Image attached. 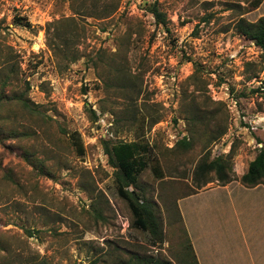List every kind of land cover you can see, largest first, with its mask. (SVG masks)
<instances>
[{"label":"rangeland","instance_id":"obj_1","mask_svg":"<svg viewBox=\"0 0 264 264\" xmlns=\"http://www.w3.org/2000/svg\"><path fill=\"white\" fill-rule=\"evenodd\" d=\"M240 17L258 19L252 0H0V264H197L179 208L193 229L195 202L216 205L196 227L219 264L260 260L264 239L241 238L240 198L232 211L224 190L194 194L222 184L197 178L203 156H231L239 182L264 145V90L251 83H264V59L235 31ZM105 141L148 146L139 195L160 241L132 224Z\"/></svg>","mask_w":264,"mask_h":264},{"label":"trees","instance_id":"obj_2","mask_svg":"<svg viewBox=\"0 0 264 264\" xmlns=\"http://www.w3.org/2000/svg\"><path fill=\"white\" fill-rule=\"evenodd\" d=\"M263 0H252V5L257 8ZM148 10L153 14L156 24L164 23L163 14L159 11L157 3L154 2L148 6ZM235 31L244 36L261 50V57L264 59V16H260L256 21L250 22L244 17L237 19L234 25ZM76 59V58H75ZM72 59L71 61H74ZM118 81L127 83L128 76L121 71H115ZM120 73V75L118 74ZM123 83V85H125ZM260 89V88H259ZM18 105L25 111H29L28 98L23 95L15 96ZM95 116V113L92 112ZM259 140V139H258ZM256 140L255 143H262ZM191 144L187 137H183L178 141L177 145L188 147ZM263 144V143H262ZM109 142H104L105 153L108 156V163L115 171V180L117 184V192L128 204L132 215V224L144 231H148L152 238L156 241L162 239V227L159 218L153 209L152 204L144 197L139 195L140 189L138 185L139 174L147 167L149 159L146 155L148 146L138 142L118 141L111 146ZM264 146V145H263ZM256 154L252 160L248 162L247 169L241 173L239 182L246 187H253L258 184L264 185V149L255 147ZM217 156L209 159V154L202 157L201 162L197 165L195 174L198 179L206 177L207 173H214L216 179L225 185L231 181L228 171L231 169V156ZM203 182H206L203 181ZM132 186V190L126 187ZM195 193V192H194ZM192 257L196 262L192 247H189ZM197 263V262H196ZM31 264H43L42 262H33ZM128 264H171L170 261L153 259L147 256L135 255Z\"/></svg>","mask_w":264,"mask_h":264},{"label":"crops","instance_id":"obj_3","mask_svg":"<svg viewBox=\"0 0 264 264\" xmlns=\"http://www.w3.org/2000/svg\"><path fill=\"white\" fill-rule=\"evenodd\" d=\"M257 12H258V18L260 16H264V0L257 7ZM213 188L224 190L226 197L229 198V203H230L229 207L232 211L233 209L236 208L237 205L233 201L235 195L236 198L238 199L240 198V202H239L240 211H241L240 229H241L242 240H244L245 238V240L247 241L252 238L255 239L256 237H259V239L257 240H263L264 239V185L258 184L253 187H246L240 184L239 182L232 181L226 185H218L215 187L205 188L204 190H200L194 194L201 195L202 193L207 192L208 190H211ZM179 208L183 219V223L185 225L188 236L192 243V248L196 257L197 264H219L220 262H222L221 257L216 258V254L221 255L220 248L217 247V249H215V245L211 244L212 241L209 245L208 244L201 245L199 243L200 236L199 233L197 232L199 226L196 227L198 222L202 223L201 217L204 214L212 216V212L215 213L216 205L212 204L211 202L207 204L205 202L194 203L193 215L195 220V226L193 225V229L192 228L190 229L188 218L185 210L183 209V206H179ZM233 220L234 222L237 221L236 218ZM225 222H228V220L225 219ZM202 229H204V226H200V230ZM255 230H259L261 234H259V232ZM248 242H253V240ZM248 242H247V247H249ZM206 248H208V250H205ZM250 263L264 264V250L262 252V256L260 260L255 261L254 259H252L250 260Z\"/></svg>","mask_w":264,"mask_h":264},{"label":"built area","instance_id":"obj_4","mask_svg":"<svg viewBox=\"0 0 264 264\" xmlns=\"http://www.w3.org/2000/svg\"><path fill=\"white\" fill-rule=\"evenodd\" d=\"M250 42V44H252V45H255L254 44V42H252V41H249ZM256 46V45H255ZM259 49V48H258ZM260 50V49H259ZM261 51V50H260ZM251 83H257L258 84V86L257 87H260V89H263L264 90V83L263 82H260V81H252ZM234 104H236L235 102L233 103V105ZM256 122L254 121V120H252V122H251V124H250V127H251V129L254 131L255 129H257L256 128V125L257 124H255ZM254 147H258V148H263L264 149V146H263V144L262 143H255L254 142Z\"/></svg>","mask_w":264,"mask_h":264},{"label":"bare ground","instance_id":"obj_5","mask_svg":"<svg viewBox=\"0 0 264 264\" xmlns=\"http://www.w3.org/2000/svg\"><path fill=\"white\" fill-rule=\"evenodd\" d=\"M36 46V45H35Z\"/></svg>","mask_w":264,"mask_h":264}]
</instances>
